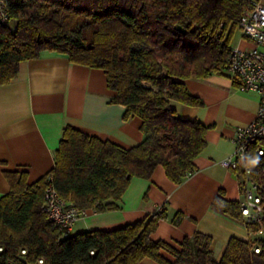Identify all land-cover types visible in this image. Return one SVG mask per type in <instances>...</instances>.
Returning a JSON list of instances; mask_svg holds the SVG:
<instances>
[{
  "label": "trees",
  "instance_id": "trees-1",
  "mask_svg": "<svg viewBox=\"0 0 264 264\" xmlns=\"http://www.w3.org/2000/svg\"><path fill=\"white\" fill-rule=\"evenodd\" d=\"M255 1L5 0L10 20L0 24V85L17 76L22 61L43 53L102 69L115 92L111 102L125 106L123 118L141 119L143 140L125 148L67 126L46 174L29 183L26 170L4 171L9 191L0 197V264H138L144 258L159 264H264V238L252 234L259 224L245 222L239 201L222 194L212 208L243 222L251 238H231L219 261L210 236L200 232L178 247L153 240L151 233L167 218L164 208L132 224L75 235L56 227L44 210L48 185L78 209L104 212L118 208L133 177L148 179L157 165L176 184L192 174L209 126L180 118L173 103L202 106L184 79L227 73L232 36ZM261 146L264 141L251 143L244 163L264 185ZM253 159L259 162L253 165ZM235 172L243 178L241 166ZM182 216L177 213L173 223Z\"/></svg>",
  "mask_w": 264,
  "mask_h": 264
},
{
  "label": "crops",
  "instance_id": "crops-1",
  "mask_svg": "<svg viewBox=\"0 0 264 264\" xmlns=\"http://www.w3.org/2000/svg\"><path fill=\"white\" fill-rule=\"evenodd\" d=\"M237 34L236 38L235 32L232 36V47L255 46ZM184 83L203 104L173 103L178 116L209 126L206 145L193 160L197 169L181 184L170 180L162 165H157L148 179L133 177L117 201V209H87L68 235L115 229L164 208L167 218L160 220L151 233L153 240L178 247L185 237L200 232L210 236V248L219 261L231 238H251L243 222L214 210L212 202L220 194L234 201L242 197V177L221 162L234 150L237 128L254 119L259 96L239 91L229 73L187 78ZM114 96L102 69L73 63L54 53L22 61L17 76L0 85V197L9 191L4 171L26 170L28 182L32 183L54 166L55 151L67 126L125 148L141 143V119L132 116L125 120V106L111 102ZM177 213L183 216L174 224ZM138 264L159 263L144 258Z\"/></svg>",
  "mask_w": 264,
  "mask_h": 264
},
{
  "label": "built area",
  "instance_id": "built-area-1",
  "mask_svg": "<svg viewBox=\"0 0 264 264\" xmlns=\"http://www.w3.org/2000/svg\"><path fill=\"white\" fill-rule=\"evenodd\" d=\"M9 20L5 0H0V24L7 25ZM238 28L242 37L253 41L255 46L249 49L233 47L225 70L237 81L239 91L254 92L259 96V106L254 119L245 127L237 128L234 150L221 163L233 171L241 166L243 189L239 200L240 212L245 222L259 224L252 234L261 239L264 238V185L253 179L244 159L251 143L264 141V3L260 0L253 2L240 17ZM257 153L264 155V147H259ZM44 210L56 227L67 232L78 218L86 215V210L78 209L61 198L52 185L45 189ZM253 250L259 253L260 246L256 244ZM25 252L21 250L22 254ZM38 263L42 264L43 260L39 259Z\"/></svg>",
  "mask_w": 264,
  "mask_h": 264
},
{
  "label": "rangeland",
  "instance_id": "rangeland-1",
  "mask_svg": "<svg viewBox=\"0 0 264 264\" xmlns=\"http://www.w3.org/2000/svg\"><path fill=\"white\" fill-rule=\"evenodd\" d=\"M11 26H12V24H11ZM234 32H235V38H236V36L238 37V34L237 33H240V31L238 30V28H236V30ZM233 37H234V34H233ZM232 44H233V41H232ZM233 46H234V44H233Z\"/></svg>",
  "mask_w": 264,
  "mask_h": 264
},
{
  "label": "clouds",
  "instance_id": "clouds-1",
  "mask_svg": "<svg viewBox=\"0 0 264 264\" xmlns=\"http://www.w3.org/2000/svg\"><path fill=\"white\" fill-rule=\"evenodd\" d=\"M258 162H259L258 159H253V160L250 161V163L253 164V165L257 164Z\"/></svg>",
  "mask_w": 264,
  "mask_h": 264
}]
</instances>
